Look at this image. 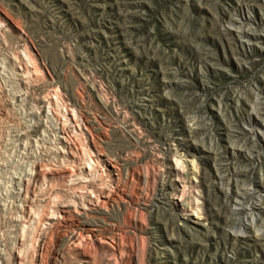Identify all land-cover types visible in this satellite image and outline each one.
<instances>
[{
	"label": "rangeland",
	"instance_id": "rangeland-1",
	"mask_svg": "<svg viewBox=\"0 0 264 264\" xmlns=\"http://www.w3.org/2000/svg\"><path fill=\"white\" fill-rule=\"evenodd\" d=\"M0 264H264V0H0Z\"/></svg>",
	"mask_w": 264,
	"mask_h": 264
},
{
	"label": "bare ground",
	"instance_id": "bare-ground-1",
	"mask_svg": "<svg viewBox=\"0 0 264 264\" xmlns=\"http://www.w3.org/2000/svg\"><path fill=\"white\" fill-rule=\"evenodd\" d=\"M63 137H64V136H63ZM32 170L34 171V169H32ZM33 171H30L29 174L32 175V174H33ZM34 172H35V171H34ZM31 177H32V176H31ZM22 181H23V180H22ZM23 184H24V183H23ZM23 186H24V185H23ZM26 187H27V186H26ZM24 189H25V188H24ZM22 190H23V188H20L21 193L23 192ZM25 190H26V189H25ZM27 190H28V187H27ZM27 190H26V191H27ZM239 191H240V190H239ZM242 192H243V191H242ZM242 192H238V193L242 194ZM242 195H243V194H242ZM237 201H239V202H238L239 204L241 203V200H240V199L237 200ZM240 207H241V206H240ZM252 222H254V218H253Z\"/></svg>",
	"mask_w": 264,
	"mask_h": 264
}]
</instances>
